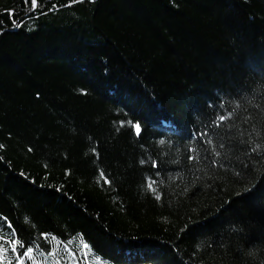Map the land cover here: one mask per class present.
<instances>
[{
  "label": "trees",
  "instance_id": "16d2710c",
  "mask_svg": "<svg viewBox=\"0 0 264 264\" xmlns=\"http://www.w3.org/2000/svg\"><path fill=\"white\" fill-rule=\"evenodd\" d=\"M0 245L264 264V0H0Z\"/></svg>",
  "mask_w": 264,
  "mask_h": 264
},
{
  "label": "snow or ice",
  "instance_id": "6c2138e0",
  "mask_svg": "<svg viewBox=\"0 0 264 264\" xmlns=\"http://www.w3.org/2000/svg\"><path fill=\"white\" fill-rule=\"evenodd\" d=\"M37 6V0H32V7L33 8H36ZM135 132L137 135H139L141 133V124L140 123H136L135 124ZM150 188L152 187L151 184L148 185ZM10 245H11V251L13 253H16V242H12L10 241ZM23 246V245H21ZM8 249L4 248L3 245H0V259L3 258V254L5 252H7ZM32 252V249L31 248H28L27 251L24 253L25 256H28L30 253ZM19 264H24V260L23 259H20L19 260Z\"/></svg>",
  "mask_w": 264,
  "mask_h": 264
},
{
  "label": "clouds",
  "instance_id": "9594fccd",
  "mask_svg": "<svg viewBox=\"0 0 264 264\" xmlns=\"http://www.w3.org/2000/svg\"><path fill=\"white\" fill-rule=\"evenodd\" d=\"M250 251H251V249H250Z\"/></svg>",
  "mask_w": 264,
  "mask_h": 264
}]
</instances>
